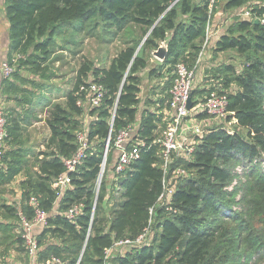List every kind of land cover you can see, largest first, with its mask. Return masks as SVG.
<instances>
[{
  "label": "trees",
  "instance_id": "obj_1",
  "mask_svg": "<svg viewBox=\"0 0 264 264\" xmlns=\"http://www.w3.org/2000/svg\"><path fill=\"white\" fill-rule=\"evenodd\" d=\"M173 1L8 0L5 12L10 50L20 56L31 50L36 59L32 66L41 71L57 32L64 27L79 31L84 24L95 20L92 28L102 22L117 31L131 25L146 30V34L149 31L144 45L154 50L172 32L163 66H175L180 61L193 66L204 39L207 6L205 3L197 5L193 0H178L167 11ZM257 1L262 3L255 5L260 7L253 13L261 16L264 0ZM244 3L245 0H229L226 9H240ZM178 12L187 16V23H176ZM234 25V31L219 37L214 51H236L246 58V63L240 71L230 65L224 67L226 74L234 73L233 79L220 83L212 77L211 81L216 89L227 94V121H235L236 131L229 135L223 129H213L197 143L191 160L173 157L169 173L181 168L186 175L176 182L175 192L167 205L158 203L166 178L159 157L160 146L153 144L156 121L154 115L146 112L140 118L136 107L140 71L147 69L146 61L136 53V46L130 44L115 55L107 68H92L91 63L83 62L73 88L64 96V104L54 105L46 121L51 134L49 145L55 143L56 150L51 157L38 161L37 182L24 195L25 204L19 206L20 209L4 207L18 229L20 212L27 219L33 217V209L27 204L31 197H35L39 207L48 213L45 227L36 236L42 249L39 252L42 263L57 257L62 264H81L90 252L93 257L88 264H103L105 249L112 248L118 241L135 240L149 223L153 231L149 245L118 254L110 264H245L241 262L244 255L257 257V251L264 246V177L257 174L252 179L248 175L252 181L247 190L248 204L252 207L244 218L229 219L232 214L228 212L227 198L232 196L233 189L227 191V188L232 184L231 178L238 176L231 177L228 169L231 163L241 160L239 165L243 166L247 160L251 163L259 159L264 152V26L247 20H238ZM128 68V76L123 81ZM90 76L103 87L105 96L98 108L89 111L93 120L88 128L90 147L86 157L75 172L67 173L63 163L77 150L75 134L81 126L79 118L87 110L77 106V93L81 85L88 84L84 81ZM229 82L236 84L238 89L230 90ZM115 105L111 136L137 123L135 137L144 140L145 147L123 178L115 182L105 176L94 206V182L102 162L104 141L110 133V110ZM9 119L8 115L6 141L9 132L18 130L15 121L10 129ZM14 154V149L6 145L1 162L12 160L16 166L18 158L12 157ZM65 173L70 184L57 200L52 183ZM115 185L119 188L117 198L111 193ZM79 205L82 208L77 219L74 222L67 219V211ZM219 216L221 220L217 222ZM48 241L58 243L51 245ZM16 242L23 246L21 236ZM80 254L83 258L77 261Z\"/></svg>",
  "mask_w": 264,
  "mask_h": 264
},
{
  "label": "rangeland",
  "instance_id": "obj_2",
  "mask_svg": "<svg viewBox=\"0 0 264 264\" xmlns=\"http://www.w3.org/2000/svg\"><path fill=\"white\" fill-rule=\"evenodd\" d=\"M228 1L229 0H215L212 9L207 12V20L210 21V30H213L216 35L214 37V41L220 36L230 33L236 29L234 24L238 19L232 17L235 10L226 9ZM257 3H260L261 5L262 2L257 0H245L244 7H251ZM196 4L199 5L200 3ZM94 21L95 20H90V23L84 24L79 28V31H75L69 27H64L60 33L57 32L55 40L50 47L48 60L44 65H42L41 71L34 70V67L32 66L36 59L31 50L27 51V53L20 58V61H23L22 64L18 62L15 66L13 65L14 73L10 81L13 80L15 82L8 84L7 86L10 87V90H12L10 94L11 97H21L22 105H18V110L21 109L23 112L20 114H7L10 117V129H12L14 124L18 126L17 131L9 132L10 136L5 142V147L7 145L11 149H14L15 154L12 157H25V161L30 162V164L32 163V167H37L39 163L38 161H44L53 155L57 145L55 143L52 146L49 145L51 134L46 125V121L48 119L49 112L54 105L64 104V96L68 90L73 88L77 72L83 65V62L91 63L92 68H107L111 60L120 50L130 44H133L136 46V52H138V55L146 61L148 66L153 68L157 65L152 58V52L154 49L148 48L144 45L149 36V31H147L146 34V30H142L133 25L117 31L115 29H109V26L102 22L97 24L99 25L97 28H92ZM187 22V16L181 14L177 15L176 23ZM173 35L174 33L172 32L167 34V43L170 42ZM200 42L201 38L196 41V45L198 46ZM188 49L191 50L190 47ZM179 51H181V49H179ZM245 63L246 58L238 54L236 51L215 52L213 47H211V50L208 51L207 61H205V63L200 67L201 70L199 75L203 71L204 75L206 71H209L213 78H216L220 83H223L225 79H233L234 77V73L226 74L224 67L230 65L234 67L236 71H240ZM21 66H25V70L22 71L20 78H14L18 70L21 69ZM173 72L174 65H170L166 67L163 75L167 77L168 74L172 75ZM163 75L161 76V79L163 78ZM204 75H201L200 78L198 76V80L200 82L195 84L193 100L197 102L202 101L207 96V91H205L206 88L203 87L202 84V82L204 83ZM215 75H217L218 78ZM139 79H141L139 85V87L141 86V92L144 91L143 93H145L147 91L146 87L141 85L142 78L140 77ZM91 80L92 77L90 76L86 78L84 82L89 83ZM209 83L210 81H208V85H210ZM50 84L51 86L55 85L59 87L52 89L51 86L48 87ZM227 86H229L230 90L238 89L236 84L232 82H229ZM169 88L170 85H165L164 92H162V96L166 97L167 100H169ZM42 91H44V94L46 92L47 94L50 92L51 95L58 96H51L49 98L46 97L47 100L44 101L42 100L43 98L38 96ZM31 107L34 110H31ZM5 111L7 110L5 109ZM92 120L93 117L89 115V111H84L83 115L79 118V123L81 125L80 128L85 124H90V121ZM13 121L16 123L13 124ZM185 123L196 124L195 126L199 125V127L205 132L221 127H226L230 130L234 129L230 125L216 120L213 117L203 116V118H197L194 117V114H191V118H188ZM163 130L164 125H159L158 131L155 134L156 139L162 138ZM193 140L194 134L189 132L187 134L186 143ZM240 161L231 163L228 168L231 177L234 174L238 175L231 178L232 184L227 188V191H231L233 189L232 196L229 199L227 198V200H229L227 208L230 209L228 212L230 215L232 214L229 219H232L233 217L237 219V217L239 218L240 216L243 218L245 217L247 210L252 207L248 204L249 196L247 195V190L250 189L252 182L251 178L253 179V177L257 176V174L263 175L264 177V152L259 155V159H254L251 163L247 162V160L244 165L241 166L239 165ZM248 175L251 176L250 179ZM10 180H13V177L8 176L6 181ZM220 220L221 217L219 216L217 218V222H220ZM55 243L58 242H47V244L51 245H54ZM129 250L130 249L126 247L113 250L110 255V260L112 261L118 254H125L126 251ZM240 255L241 254H239V256ZM61 257L69 259L65 257V255H61ZM81 257L82 255L80 254L78 259L76 258L77 261H80ZM92 257V254L89 252L81 264L90 263V259ZM241 262L245 264H264V246L257 251L256 258L255 255L251 258H246L244 255V257H241Z\"/></svg>",
  "mask_w": 264,
  "mask_h": 264
},
{
  "label": "built area",
  "instance_id": "obj_3",
  "mask_svg": "<svg viewBox=\"0 0 264 264\" xmlns=\"http://www.w3.org/2000/svg\"><path fill=\"white\" fill-rule=\"evenodd\" d=\"M178 0H174L168 7L167 11L173 7ZM196 3H206L207 10H211L215 0H193ZM254 4L251 7L245 6L240 9H236L232 17L238 20H247L251 23L257 21L259 25L264 26V14L256 16L253 13L254 9L259 8ZM237 20V21H238ZM213 30H210V21L207 20L205 27L204 39L201 44L200 50L195 58L193 66H188L183 61L178 62L174 66V72L170 83L169 94V113L165 117V126L161 139L154 140L153 144L160 146L159 157L162 160V169L165 173V188L163 194L160 196L158 203L167 205L170 202L172 195L175 192V186L178 179L184 177L186 172L181 168L174 169L169 173V166L173 160V157H185L187 160H191L195 147L200 140L204 138L210 131H203L199 125L192 123H185L188 118H191V114L194 117L199 116L213 117L216 120L222 121L227 125L234 128L235 121H227V94L221 93L215 86H211L208 96L197 102L193 100V93L195 91V84L197 82V71L199 67L207 59L208 51L215 45L217 41H214L212 45V39L214 37ZM212 45V46H211ZM215 48V47H214ZM22 56L18 55L14 60L4 61L0 63V84L3 81H9L14 73L13 65L19 61ZM129 73V68L124 74L123 81L126 79ZM200 82V81H199ZM140 89V87H139ZM77 106L82 109H96L102 104V100L105 96V90L102 86L96 84L94 81H90L86 85H81L78 90ZM139 96V94H138ZM137 96V98H138ZM191 103V108L188 109V103ZM86 110V111H87ZM116 105L110 110L111 119L109 122L110 133L104 141V148L102 154V162L99 168V173L94 182V206L96 199L100 191V187L103 179L106 178L111 181L117 182L123 178L126 170L130 165L138 160L141 149L145 147V141L142 139H136L135 133L138 130L137 123L129 125L126 128L119 130L116 134L111 136L113 120L115 116ZM262 112L264 114V102L262 104ZM89 124L83 125L75 134L77 150L73 156L64 160V168L67 173L75 172L79 166L83 163L86 157V153L89 150L90 144L88 139ZM220 129L225 130L229 135H233L236 130H230L226 127ZM191 132L194 134V140L187 142V134ZM185 136V137H184ZM8 137L7 133V115L4 109L0 107V161L2 159L3 150L5 147V141ZM109 157L113 158V163L110 168H107L109 163ZM108 169L110 174L107 175ZM65 173L60 175L52 183V189L55 191L56 199L59 200L68 189L70 184V178ZM114 198L118 197L119 188L115 185L111 191ZM28 206L33 209V217L27 219L23 213L18 214L19 232L23 241L24 253L29 259L30 264H62L61 260L57 257H51L49 260L42 263L40 261L39 252L40 246L37 240V232L45 227L48 218V213L39 207V203L35 197H31L27 202ZM112 204V201L110 202ZM82 206H74L67 211V219L75 221L81 212ZM152 213V210H151ZM92 223V216L90 219ZM152 223L133 241L123 240L116 242L112 248L105 249L103 253V264H110V255L113 250L119 248L139 249L146 245H149L150 238L153 234ZM90 231V227L88 232Z\"/></svg>",
  "mask_w": 264,
  "mask_h": 264
},
{
  "label": "crops",
  "instance_id": "obj_4",
  "mask_svg": "<svg viewBox=\"0 0 264 264\" xmlns=\"http://www.w3.org/2000/svg\"><path fill=\"white\" fill-rule=\"evenodd\" d=\"M7 2L8 0H0V63L4 61L14 60L18 56L15 53L11 52L10 50L11 43L9 36V23L5 12ZM214 37L212 39V45L214 42ZM215 45L212 46L213 49ZM155 50H153V52ZM152 58L157 65L154 66L153 68L148 66L147 69L140 71L141 73L140 77L142 78L141 85L145 86L147 91L145 90L146 91L145 93H143L144 91L141 92V86H140L138 93L139 104L136 107H137V113L140 118L146 115L144 112L154 115V119L157 125V131H158L159 125L165 126V117L169 113V107H168L169 100H167L166 97L162 96V92H164L165 85H170L172 75L168 74L167 77H165L163 74L167 66H163L164 61H160L156 59L154 56H152ZM207 59L205 58V61H207ZM18 62L19 61H16L15 64ZM200 67L197 71L196 84L199 83L198 76L200 78L201 75H204V71L199 75V72L201 70ZM40 68H42V66ZM23 70H25V66H21V69L18 70L14 78H20ZM162 75L163 78L161 79ZM211 80H213L211 74L209 73V71H206L203 80L204 83L202 82V84L203 87L206 88L205 91L207 92L209 91L210 87L213 86L214 84V82ZM208 81H211L212 85H208ZM13 82L15 81L9 80L7 82L3 81L0 84V107L4 109V111L6 109L7 111L5 112L6 114L9 115L12 113L20 114L21 112H23L21 111V109L18 110V105H22L21 97H11L10 95L12 90H10V87H8L7 85ZM49 86H51V84L48 85V87ZM55 87H59V86H55V85L51 86L52 89ZM43 92L44 91L39 93L38 96H40V98H43L42 100L44 101L51 96L52 97L58 96V95L53 96L51 95L50 92H48V94L46 92L45 93L46 96H45ZM31 110L34 109L31 107ZM157 131L155 132V134L157 133ZM17 158L18 161H15V163L17 164L16 166H14L15 164L14 161L12 160H4L0 162V264H30L29 259L24 253V250H22L23 246H21L16 242L17 237L20 236L19 229L17 227L15 228L14 219L10 217L4 210V207H9V206L15 207V209L16 208L20 209L19 206L25 204L24 195L27 192H30L31 191L30 188L32 186L34 187L37 182V178H36L37 167H32V163L30 164V162L25 161V157H17ZM113 158L114 157H111V161L109 160L110 165H112L113 163ZM8 176L13 177V180L6 181V178ZM41 250L42 249H40V251Z\"/></svg>",
  "mask_w": 264,
  "mask_h": 264
},
{
  "label": "water",
  "instance_id": "obj_5",
  "mask_svg": "<svg viewBox=\"0 0 264 264\" xmlns=\"http://www.w3.org/2000/svg\"><path fill=\"white\" fill-rule=\"evenodd\" d=\"M254 24H258L257 21H255ZM167 48H168V43H167V40L165 39V41L161 42L159 47L153 52V56L160 61H164L167 56V51H168ZM187 108L188 109L191 108L190 102L188 103Z\"/></svg>",
  "mask_w": 264,
  "mask_h": 264
}]
</instances>
